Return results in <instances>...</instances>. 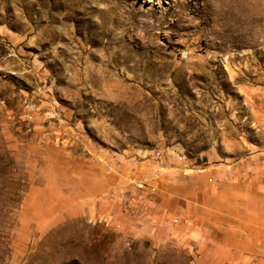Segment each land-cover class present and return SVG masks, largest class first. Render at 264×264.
I'll list each match as a JSON object with an SVG mask.
<instances>
[{
    "label": "rangeland",
    "instance_id": "1",
    "mask_svg": "<svg viewBox=\"0 0 264 264\" xmlns=\"http://www.w3.org/2000/svg\"><path fill=\"white\" fill-rule=\"evenodd\" d=\"M0 264H264V0H0Z\"/></svg>",
    "mask_w": 264,
    "mask_h": 264
}]
</instances>
